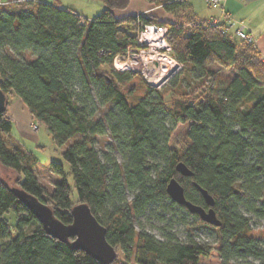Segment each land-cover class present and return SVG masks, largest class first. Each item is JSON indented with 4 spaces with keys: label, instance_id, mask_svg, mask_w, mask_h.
Instances as JSON below:
<instances>
[{
    "label": "trees",
    "instance_id": "obj_1",
    "mask_svg": "<svg viewBox=\"0 0 264 264\" xmlns=\"http://www.w3.org/2000/svg\"><path fill=\"white\" fill-rule=\"evenodd\" d=\"M133 1L102 0L104 11L91 20L56 4L0 6V88L7 99L14 94L23 100L56 145L74 139L64 160L76 190L74 195L65 167L53 163L51 171L62 180L47 191L33 171L32 155L9 147L4 135L13 121L8 109L0 114V167L8 172L0 177V264H101L76 249L75 238L65 243L49 236L21 192L65 225L73 222L75 205L87 204L128 263L133 255L134 264H202L212 256L213 247L197 241L184 219L185 242L172 230L159 240L135 229L134 220L161 207L214 230L222 264H264V234L254 232L245 214L264 219V61L255 45L224 33L226 21L190 19L181 1L142 0L172 14L170 22L149 13L115 16ZM140 24L167 27L173 57L204 76L182 87L170 104L139 74L113 67L117 55L137 47ZM214 66L233 74L222 79ZM137 78L145 93L133 101L127 86ZM107 136L111 142L101 157L97 144ZM179 163L193 176H182ZM171 179L181 183L188 201L208 210L195 184L206 190L221 226L175 203L167 193ZM10 212L13 224L6 218Z\"/></svg>",
    "mask_w": 264,
    "mask_h": 264
},
{
    "label": "rangeland",
    "instance_id": "obj_2",
    "mask_svg": "<svg viewBox=\"0 0 264 264\" xmlns=\"http://www.w3.org/2000/svg\"><path fill=\"white\" fill-rule=\"evenodd\" d=\"M76 3L79 0H74ZM200 0H194L193 2L200 4L199 7L204 10H208L206 4L199 2ZM83 3L88 4L91 10H93V15L98 11V7H102V0H83ZM82 6V5H81ZM17 8L28 9L29 6L24 4L19 5ZM102 12V10H101ZM98 13L94 16L96 17ZM92 15V16H93ZM94 17V18H95ZM93 18V19H94ZM234 39V38H233ZM236 40V39H235ZM239 43L238 40H236ZM24 58L26 60L31 59L29 54H25ZM213 71L218 72L222 79H228L232 76L230 70H219L217 66L211 68ZM204 78L200 73L194 72L191 69L184 67L183 71L176 75L167 85L159 89L165 97V101L170 104V100L176 97L181 91L182 87L189 88L193 82L200 83ZM176 81V84H175ZM175 84V85H174ZM144 83L140 81L139 78L135 79L127 86V89H132L131 99L134 101L136 97L142 96L145 93ZM175 88V89H174ZM130 97V96H129ZM7 105V116L12 119V131L8 135H4L9 141V147L12 149L14 145L22 147L25 151L32 155V159L35 161V167L33 171L39 181V183L46 188L47 191L51 192L56 183L61 182L62 177L54 174L51 171V166L53 163H60L65 167L67 173V181L71 186L74 195L76 190L74 188V181L70 175L69 165L64 160V153L69 148L74 139L59 147L53 141V138L48 131L47 127L40 124L32 117L27 106L21 98L11 94L8 97ZM10 138V140H9ZM111 142L109 136L104 138H99L97 144V150L100 152L101 157L104 153L108 151V145ZM180 139H176L177 145H180ZM115 155H118L115 153ZM118 157V156H117ZM120 159V157H119ZM8 174L4 168L0 167V177ZM132 195L128 196V201L132 200ZM248 217L252 218V228L256 234H264V219H258L251 213H245ZM6 218L10 220L11 224L15 221V215L10 212ZM186 220L189 224L188 230H192L195 235V239L202 243H208L213 247L212 256L202 260V264H222V261L218 254V236L210 227L200 226L196 224V220L188 216L185 212L176 213H165L164 209L159 207L154 210L153 213H149L147 217L141 218L139 220H134L135 229L137 231H145L155 236L159 240H163V232L166 230H172L173 233L177 235L180 241L185 242L187 239V226L182 222ZM195 228V229H194ZM264 246V241H263ZM117 262L115 264H134V255L130 257L131 262H126L124 256L121 255L120 251L117 250ZM251 264H259L258 261L250 259ZM245 264V263H242Z\"/></svg>",
    "mask_w": 264,
    "mask_h": 264
},
{
    "label": "water",
    "instance_id": "obj_3",
    "mask_svg": "<svg viewBox=\"0 0 264 264\" xmlns=\"http://www.w3.org/2000/svg\"><path fill=\"white\" fill-rule=\"evenodd\" d=\"M7 105V96L0 88V114L7 110ZM176 169L184 177L193 176V173L183 163H179ZM195 185L203 195L209 207L208 210L188 201L183 186L176 179H171L168 183L167 193L175 203L185 206L190 213L197 214L204 222L221 226L214 210V198L198 184ZM19 198L38 219L49 236L65 243L75 238L72 245L101 264H113L116 261L118 253L115 247L107 241V229L99 223L87 204L75 205L72 209L73 222L65 225L53 216L48 207L31 199L23 192L19 193Z\"/></svg>",
    "mask_w": 264,
    "mask_h": 264
},
{
    "label": "built area",
    "instance_id": "obj_4",
    "mask_svg": "<svg viewBox=\"0 0 264 264\" xmlns=\"http://www.w3.org/2000/svg\"><path fill=\"white\" fill-rule=\"evenodd\" d=\"M205 2L210 9H223L226 0H205ZM6 5L0 2V6ZM223 13L227 24L224 33L233 31L238 39L256 46L254 37L244 31V26L225 12ZM146 15L147 13L138 16ZM209 22L218 23L215 20ZM135 36L137 47L128 49L124 55H117L113 60L114 69L139 74L148 86L155 89H161L175 75L183 71L184 66L172 55L171 33L167 27L157 24H140V29Z\"/></svg>",
    "mask_w": 264,
    "mask_h": 264
},
{
    "label": "crops",
    "instance_id": "obj_5",
    "mask_svg": "<svg viewBox=\"0 0 264 264\" xmlns=\"http://www.w3.org/2000/svg\"><path fill=\"white\" fill-rule=\"evenodd\" d=\"M193 1H181L187 6L190 19L201 21L215 20L218 23H222L226 21L223 12L229 14L235 21L244 26L245 32L254 37L256 48L264 61V0H226L223 9H210L206 5L208 10L205 12L199 7V3L197 6ZM0 2L13 7H18L25 3L26 7L28 5L29 8L36 3L56 4L63 9L74 10L89 20L93 19L96 13L99 15L104 11L103 5L102 7H98V11L93 15V10H91L88 4L83 3V0H79L78 3L74 0H0ZM199 2L205 3L204 0H200ZM144 13L153 14L162 22L174 21V16L165 12L163 8H155L148 1L142 0H135L126 11H116L114 14L119 19H126L130 16H138Z\"/></svg>",
    "mask_w": 264,
    "mask_h": 264
}]
</instances>
